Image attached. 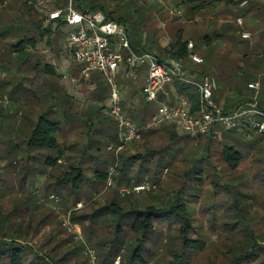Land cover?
Returning <instances> with one entry per match:
<instances>
[{"label":"rangeland","instance_id":"1","mask_svg":"<svg viewBox=\"0 0 264 264\" xmlns=\"http://www.w3.org/2000/svg\"><path fill=\"white\" fill-rule=\"evenodd\" d=\"M243 1L248 2L245 7L241 6ZM73 5L79 11H90L95 6L105 8L111 18L119 21L126 29L135 50L153 52L162 58L164 46L175 40V34L181 30L185 39L194 40L197 54L207 59L203 65H193L191 70L202 69L208 76L216 78V95L220 101L226 98L225 85L228 84L221 81H225L230 69V74L241 83L236 93L232 94L233 97L238 96L239 91L251 98L259 93L247 87L248 82L260 80L258 75L249 74L240 68L232 69L234 63L230 64V61L215 62L214 51L231 49L230 43L223 38L240 46L258 39L264 43V32L259 31L262 26L255 24L257 13L264 12L263 0H221L215 10L208 9L198 14H190V6L184 0H73ZM27 7V0H0V218L3 212L11 211L15 204L21 209H28L15 221L21 225V241L29 243L33 253L41 257V264H101L100 253L110 251L121 216L111 214L110 211L99 216L96 221L91 216L113 201L124 212H128L143 210L151 204L169 207L178 199V205L184 204L190 215L188 217L193 220L194 237L204 239L208 249L215 245L223 249L220 241L230 231L223 224L237 220L234 217L237 211L235 203H238L242 213L256 217L255 221L252 220L254 233L262 231L264 184L257 173L264 168V135L257 131L243 135L221 129L211 140L207 134L191 137L181 132L176 125L166 123L153 129L155 132L144 135L140 141L129 143L120 153L125 157L141 155L150 159L144 165L139 160L131 162L129 174L133 184L149 182L154 189L123 197L116 188L107 187V184H93L95 170H110L118 164L116 161V165L112 164L113 152L108 150L109 146L115 144L112 140L117 138V127L109 115L111 87L97 71L91 73L90 79L83 80L80 74L82 65L73 61L70 76L60 75L63 74L62 49L67 48L71 27L61 26L57 30L52 28L54 34L48 44V36H41L48 26L43 24L42 29L36 27V21L42 13L40 15L37 11H29ZM167 8L168 11L165 10ZM238 17L243 18V26L237 24ZM244 29L252 32V39L241 38ZM26 37L36 39V46L32 48L26 44L24 49L14 52L13 46ZM46 65L53 67L59 76H49L45 72ZM226 66L229 67L227 71L226 68L223 70ZM146 77L147 66L144 65L137 83L144 84ZM119 81L122 87L132 84L135 87L136 84ZM125 89L123 107L130 117L137 113L130 106L132 96H138L140 103H144V99L138 90L134 94L130 88ZM260 100L264 101V90ZM226 103L219 104L221 107L217 105L218 109L228 111L230 106ZM17 107L21 116L14 110ZM43 114H46L47 119L60 123L61 130L57 138L67 150L59 162L60 166L54 169L45 170L42 162L46 156H54L55 153L50 151L40 155L36 150H28V134L26 131L19 134L22 131L19 124L22 118L28 119L25 124L27 131H30L36 119L39 120ZM136 116L139 118L140 114ZM173 132L177 137L171 141ZM145 138L150 139L145 142ZM255 140L259 142L254 147L252 143ZM228 143L238 147L244 156L236 173L228 168L221 156L223 144ZM149 152L155 153L151 156ZM72 166L82 167L84 172V186L79 194L72 192L68 186L59 188L62 191L60 195L55 192L54 186L47 190L48 184L55 183V178ZM200 166L205 175L201 184L194 179L198 177L196 173ZM248 175L250 177H246ZM246 179L252 181L250 187H247L249 192L240 186V182ZM214 180H219V184L223 185L216 195L212 185ZM114 183L117 186H128L126 177H119ZM181 188L184 190L177 198ZM237 192L245 197L239 193L235 195ZM252 195V200L259 205L255 202L251 206L246 205V201L252 202L249 199ZM79 203L82 207L78 206ZM73 213L76 217H82V221L73 223ZM69 214L71 226L66 222ZM178 218L177 215L165 216L155 222V234L145 245L153 253H142L148 264H167L172 259L170 251L176 248L170 249L168 245L178 233ZM238 220L243 222V219ZM242 222L231 228H238L236 231L240 233ZM121 230L123 234L117 240L118 244H115V250L119 251L113 253V264L127 262L129 249L136 239L128 223L122 222ZM260 244L264 247V241L261 240ZM85 246L89 258L83 255ZM89 250L95 258L91 257ZM207 255L195 254L189 264H206ZM61 257L64 259L56 263ZM217 263L227 264V260L219 256Z\"/></svg>","mask_w":264,"mask_h":264},{"label":"trees","instance_id":"2","mask_svg":"<svg viewBox=\"0 0 264 264\" xmlns=\"http://www.w3.org/2000/svg\"><path fill=\"white\" fill-rule=\"evenodd\" d=\"M62 1L65 2L66 0H62ZM231 1H235V0H231ZM220 2L221 0H184V3H187L188 6H190V11L195 14H198V12H202L208 9L215 10L220 5ZM56 4L57 6H59V2H57ZM27 8L29 11H34V9L30 6H28ZM95 9H100L104 11L108 15V17L112 19L110 13H107L105 8L100 6H95L93 10ZM42 26H43V17L40 16L39 19L36 21V27L42 29ZM52 33H53L52 24L48 26V29H46L45 33H41V36H44V34L48 36L47 39L48 44H50L49 37L52 35ZM36 43H37L36 39L26 37L24 40L20 41L17 45L13 46L14 48L13 51L15 52L24 49L26 47V44L27 46L29 44L32 46V48H34L36 46ZM163 52H164V58H162L160 55H157L155 53L157 57L162 61H166L167 59H175L178 61H182L184 64L187 63V61H189L188 41L184 39L180 31L179 33H177L175 40L171 42L168 45V47L163 49ZM45 70L46 72L54 73V68L49 67L48 65L45 66ZM187 73L193 75L194 74L196 75L197 73L201 75L202 74L207 75L205 70L202 71L190 70V72ZM126 81H128L129 84L134 83L129 80ZM173 87L177 91V94L179 96H185L186 98L189 99V101L192 104L193 110H196L198 108L199 96L197 91L193 87L186 86L180 82H175L173 84ZM259 108L264 112V110L260 106ZM231 111L225 110L223 112L227 114ZM100 112L101 111H99V113ZM136 114L135 115L131 114L130 117L133 121L139 122V118L136 116ZM45 115L46 114L41 115L39 120L36 119V122L33 124V130L29 129L30 130L28 135L29 139L27 140L26 144L28 150L31 151L36 150L39 154L42 153V155L50 151L55 153L54 156L48 155L44 158L42 164L46 170V168L54 169L59 167L61 164L59 162L62 158L65 157L67 150L66 148L62 147V145L59 143L57 138V135L60 134V130H61L60 123L57 122L56 120L47 119ZM27 129L28 128H23L21 130L27 131ZM221 129L224 128L220 125H217L207 135H209L210 139L212 140L214 136L217 134V131ZM153 131H154L153 129L149 130L145 132L144 135L151 133ZM225 131L231 134L243 133L244 135L245 133L251 134L256 130H252L248 126L243 125L240 128H236L234 130H225ZM176 137H177L176 134L173 132L170 138L171 141L176 140ZM230 138H232V136ZM112 141L113 143L116 144L117 138ZM258 142L259 141L255 140V143H252L254 144V147ZM154 153L155 152H149V155L152 156ZM111 154L113 156L112 164L113 163L115 164V160H116L115 154L114 153ZM221 156L224 162L226 163V165L228 166V168L232 172L234 173L238 172L240 165L242 164L244 159L243 153L241 152V150H239L238 147H236L233 144L230 145L229 143L223 144ZM137 160L141 161L142 165H144L143 164L144 162H150L149 161L150 159H148L145 156L135 155L131 157H125L120 154L118 159V164L120 163V166L117 164V166L114 168V170L116 169V171L115 174L112 173L113 180L118 181L119 177H126V182L128 186L135 185L132 183L133 180L129 174V170L130 167L132 166L131 162L133 163L136 162ZM199 163L201 162L199 161ZM111 168H113V166ZM199 168L200 169L196 173L198 177L194 179L201 184L205 180V175H204L203 167L200 166ZM109 175H110L109 169L95 170L93 172V184H97V185L106 184ZM257 176L262 178L261 180L262 183L264 184V168L262 169V171H259L257 173ZM246 177H250V175ZM240 183H241L240 186H244L245 192L246 190H248L249 192V189H247V187H250L252 181L246 179L244 181H241ZM212 185H213L214 195H216L217 192L220 190V188L223 186L219 184V180L212 181ZM52 186L55 187L54 190L58 195H60L59 193H62L61 189L59 188L65 186H68L72 192L79 194L84 186V172L82 167L72 166L68 168V170L63 171L60 176L55 178V183L48 184L47 190ZM183 190L184 188L180 189L179 193L177 194V198H179V194ZM250 192H252V190H250ZM238 193L239 192L235 193V195ZM241 194L239 193V195L243 197L244 195ZM131 196L132 195L125 197H131ZM249 199L251 200L254 199V196L253 195L252 197L249 196ZM177 200L173 202L172 205H170L169 207H158L155 204H151L145 207V209L143 210L134 209L128 212L126 211L124 212L123 208L120 205H118V203L113 201L112 203L104 206L102 209L96 211L91 216V219L94 221H96L99 216L107 213V211H110L111 214H116L121 216V219L118 222L119 225L116 227V233H115L116 236L113 244H111L110 251L108 253L107 252L100 253V259L102 258L101 264L114 263L113 253L115 254L116 252L119 251V250H115V247H117L115 246V244H118L117 240H119V237L123 234L121 233L122 222H126L129 224L130 230L134 232V235L136 237L133 246L131 247V249H129V256L127 257L128 263L126 262L123 264H148L146 259L143 257L142 253L143 251H145L144 253H148V254L153 253L152 249L149 248L147 249L145 245L147 242H150V239H152V237L155 234L154 233L155 222L158 220H162V218H164L165 216L170 217L172 215H177L179 217L177 222L180 225L178 228V233H176V237L174 238V240L170 241L168 245L170 249L171 248H176V249L170 251L172 259L168 261L167 264H189V261L192 259L193 255L199 253L208 254L206 264H218L217 258L219 256L226 258L227 264H264V247L260 244L261 240L264 241V227H261L262 231L259 234L254 233L252 220L255 221L256 217H254V215L249 217L247 213L246 215L244 214V212L242 213V210L239 209L238 203H235V207L237 211L235 212L234 215V217L235 216L237 217V220L235 221L234 219L231 221H226L223 224L224 227L230 228V231L228 232L227 236L220 241V246H222L223 249H221L219 246H218L219 248H217L216 245L212 246L211 249H208L209 247L204 239H201L199 237L197 238L194 237L195 233H193L194 232L193 220L190 217H188L189 214L186 206L184 204L178 205ZM254 202L255 200H252V202L246 201L245 203L248 206H251L252 204L255 203L258 204L257 201L255 203ZM12 208L13 209L9 212H3L0 218V235H1L0 264H41L39 261L41 257L33 253L29 243H26L27 241L26 242L21 241V237H22L21 236L22 233H20L21 225L17 223L18 221L17 219L20 218L23 215V213L25 214L26 210L28 209L27 208L21 209L19 208L18 204H15V206H13ZM213 208L215 209V205H213ZM227 215L229 216L228 212ZM125 218L126 221H123ZM82 219H83L82 217H76L75 213L71 214V220L73 223H78L79 221H82ZM238 219L241 220L243 219V222ZM167 222L169 224L172 223V221H167ZM240 222H242V226L240 227V233H237L239 229L238 228L233 229L231 227L238 225V223ZM15 225H17V227ZM29 228L30 226L27 227V229ZM86 247L87 246H85V248L83 247L84 256H87L85 252ZM71 252L72 254L75 253V251H71ZM32 255H34L33 258ZM63 259L64 258L61 257L58 261H56V263L57 262L60 263ZM97 263L98 262H96V264Z\"/></svg>","mask_w":264,"mask_h":264},{"label":"built area","instance_id":"3","mask_svg":"<svg viewBox=\"0 0 264 264\" xmlns=\"http://www.w3.org/2000/svg\"><path fill=\"white\" fill-rule=\"evenodd\" d=\"M27 3L42 13L45 26L62 23L71 27L67 47L73 62L82 65L80 74L83 80L90 79L91 73L97 71L110 85L109 115L117 127V143L109 146L108 150L115 154L116 164L120 153L129 143L140 141L145 132L166 123L176 125L181 132L192 137L208 134L217 125L225 130L246 125L264 135V112L259 108L256 98L227 114L220 111L214 101L218 89L214 78L204 75L198 80L195 74L186 72L182 61H162L153 52L135 50L126 29L119 22L110 19L104 11H79L74 7L73 0H27ZM247 4V1H243L241 6ZM237 23L242 25L243 19L238 18ZM242 37L250 39L251 34L244 32ZM188 52L192 63H203L202 58L194 52L191 41L188 42ZM144 65L147 66V77L141 86V93L147 103L156 105V110L146 123L140 124L124 111V89L119 80L137 82ZM175 82L191 86L197 91L199 105L196 110H193L191 102L185 96L170 99L166 88L173 86ZM249 88L258 93L260 85L253 83ZM113 170L114 168L110 169L107 187L116 188L123 197L154 188L149 182L117 186L112 178ZM78 206L82 207V204L79 203ZM69 217L70 214L66 222L71 226ZM89 251L91 255V250ZM91 257L95 258L93 255Z\"/></svg>","mask_w":264,"mask_h":264},{"label":"crops","instance_id":"4","mask_svg":"<svg viewBox=\"0 0 264 264\" xmlns=\"http://www.w3.org/2000/svg\"><path fill=\"white\" fill-rule=\"evenodd\" d=\"M27 5H28V3H27ZM28 6H30V5H28ZM30 7H32V6H30ZM242 7H245V6H242ZM32 8L34 9V11H37V13L41 15L40 11L36 10L34 7H32ZM168 9L169 8H167L165 10L168 11ZM189 12H190V14L193 13L191 11H189ZM42 17H43V15H42ZM238 18H242V17H238ZM223 23H224V21H223ZM51 24H52V28H54L56 30L59 29L61 26H65L62 23L61 24L60 23H51ZM51 24H49V25H51ZM243 24H244V20H243ZM243 24L240 25V26H243ZM255 24L256 25H259V26H262V28H260L259 31L263 33L264 32V12L263 13H259V12L257 13V17L255 19ZM163 25L164 24H162V27H163ZM54 29H52L53 32H54ZM179 31L181 33V30H179ZM244 32H249L250 34L252 33L251 31L246 30V29H244ZM243 33L241 35H243ZM53 34L49 37V39L51 37H53ZM222 35H224V34H222ZM175 36H177V34H175ZM241 38L243 40H250V39H252V37L250 39H244L242 36H241ZM186 40L188 42L191 41L194 44V52L197 54V52L195 51V49H196V43L194 42V40H192V39H186ZM223 40L224 41L226 40V41H228L230 43L231 49L230 50H224L225 52L223 51L224 48L221 49V50L218 49V51H214L215 62H217V60H219V61L220 60L230 61V64L231 63H234L232 65V69H233V67H234V69L235 68H240L242 70H246L247 73H249V74L258 75V77L260 78V80L248 82V86L247 87H248L249 90L255 91L254 89L249 88V85L250 84H253V83H258L260 85V88H259V91H258L259 93L257 95H255L254 98H251V97L242 95L243 92L241 93L240 91L238 92L239 95L236 96L237 98L236 97H233L232 94L234 95L236 93L235 90H237V88L239 86H241V83H240L239 80H236V78L233 77L230 74L229 71L231 69L229 70V67L228 68H227V66L226 67H223V70L225 68H226L225 71H227V69L229 70L226 73L227 75H226L225 81H221L222 83L223 82H228V84L225 85L226 86V89H227V93H226L225 100H221L220 101L219 99H217L218 97H217L216 92H215L214 101H215L216 105H218V107H221V106H219V104H221L222 102H224V103L227 102L226 104H228L230 106L229 108L227 107L228 108V111H231L234 108H236L238 106H241V105H243L245 103H248L249 101H251V100H253V99L256 98L258 105L264 110V101L260 100L261 92H262V90H264V43H262L260 41V39H258V40H254V41L251 40L249 44L240 46V45H237L236 42L234 43V41L232 43L231 40L228 39V38H223ZM173 41H171V42H173ZM170 43H168L167 46H164L163 49H165L166 47H168V45ZM131 45H132V43H131ZM233 52H234V54H233ZM62 55H64L63 56V61H62V66H63L62 67V72H63V74L60 73V75H64L65 74L66 76H70V67H71V63H72L73 60H72L71 52L68 49V47L66 48V50H63L62 49ZM197 55H199V54H197ZM199 56L202 58L203 63H201V64H195V63H192L190 60L187 61V63H185L186 72H190V70L193 68V65H196L197 66V65H203V64L206 63V60L207 59H204L201 55H199ZM199 71H202V69H200ZM45 72H46V70H45ZM47 73H49L50 74L49 76H51L52 78L53 77L56 78L57 76H59L58 73L55 72V70H54V73H51V72H47ZM45 77H46V75H45ZM202 77L203 76L201 74H199L197 76V79L200 80ZM210 77H212V78H214L216 80L215 77H213V76H210ZM63 78H65V77L63 76ZM219 79L221 80L220 76H219ZM135 83H136L135 84V87L132 86L133 84L131 86L130 85H128V86L127 85H124L123 86V89H124L123 94L126 93V91H125L126 89L125 88H130L129 89L130 92H132V93L134 92V94H135V90H138V92L141 93V86L143 84L140 85L137 82H135ZM217 85H218V83H217ZM166 91L169 93V96H170V99L171 100H176L177 97L179 96L177 94V91L174 89L173 86H167ZM132 97L133 98H131L132 100L130 101V106L133 108V110H136L137 114H140L139 122H137V123L144 124L154 114V112L156 110V105L155 104H151V103H146L145 100H144V103H140V101L137 100V97L138 96H132ZM135 97H136V99H135ZM141 97L144 98L143 95H142V93H141ZM162 99H163V97H162ZM14 110H16L15 112L16 113L18 112V114H19L18 107L15 108ZM9 112H10V114H12L11 113L12 112V109L9 108ZM21 115L19 114V116H21ZM20 119H21V117H20ZM26 121H28V119H26V118L25 119L24 118L21 119V121H20L19 124L21 125L20 127H22V129L23 128H27L26 127V124H25ZM25 131L23 130V131L19 132V134L20 133L22 134ZM28 132L29 131H26L25 133L29 135ZM153 132H155V131H153ZM232 138H233V136H232ZM147 139L145 138V142H146Z\"/></svg>","mask_w":264,"mask_h":264}]
</instances>
